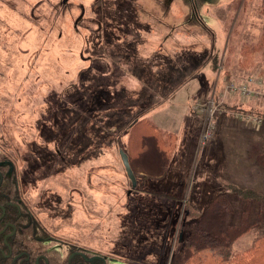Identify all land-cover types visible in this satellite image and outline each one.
<instances>
[{
    "label": "rangeland",
    "instance_id": "rangeland-1",
    "mask_svg": "<svg viewBox=\"0 0 264 264\" xmlns=\"http://www.w3.org/2000/svg\"><path fill=\"white\" fill-rule=\"evenodd\" d=\"M262 8L264 0H0V156L51 234L104 264H176L213 202H227V224H239L245 203L233 187L249 188L244 176L257 173L264 114L258 124L235 121L247 105L235 109L221 81L264 76V59L238 66L240 49L260 39ZM142 116L178 140L167 171L136 172L132 187L120 151ZM262 234L264 226L249 232L235 251Z\"/></svg>",
    "mask_w": 264,
    "mask_h": 264
},
{
    "label": "trees",
    "instance_id": "trees-1",
    "mask_svg": "<svg viewBox=\"0 0 264 264\" xmlns=\"http://www.w3.org/2000/svg\"><path fill=\"white\" fill-rule=\"evenodd\" d=\"M194 3V9L196 5ZM264 15V8L261 10ZM238 66L246 72L255 68L264 59V28L260 39L252 45L243 46L239 51ZM249 76V75H248ZM177 135L163 132L145 117L131 125L125 144V154L130 168L136 172L157 177L164 174L177 146ZM135 158L137 162H132ZM3 196L14 198L15 191L9 186L10 163L3 159ZM6 162H8L6 164ZM255 165L264 169V153L255 155ZM234 193L245 203L237 225L227 224L231 212L227 202H213L201 214L189 236L186 246L179 253L176 264H264V234L256 237L250 247L236 252V243L249 232L264 226V193L251 187L237 189ZM17 198V196H16ZM254 209V217L252 213ZM252 218V219H251Z\"/></svg>",
    "mask_w": 264,
    "mask_h": 264
},
{
    "label": "flooded vegetation",
    "instance_id": "flooded-vegetation-1",
    "mask_svg": "<svg viewBox=\"0 0 264 264\" xmlns=\"http://www.w3.org/2000/svg\"><path fill=\"white\" fill-rule=\"evenodd\" d=\"M3 159L0 156V264H104V258L85 252L77 241L51 234L40 213L25 200L12 169L5 176L10 177L9 186L17 198H4Z\"/></svg>",
    "mask_w": 264,
    "mask_h": 264
},
{
    "label": "built area",
    "instance_id": "built-area-1",
    "mask_svg": "<svg viewBox=\"0 0 264 264\" xmlns=\"http://www.w3.org/2000/svg\"><path fill=\"white\" fill-rule=\"evenodd\" d=\"M221 96H230L238 100L241 105H247L253 100L264 101V76L251 75L236 82H227L221 91ZM238 117L252 124L260 123V118L247 113H240Z\"/></svg>",
    "mask_w": 264,
    "mask_h": 264
},
{
    "label": "crops",
    "instance_id": "crops-1",
    "mask_svg": "<svg viewBox=\"0 0 264 264\" xmlns=\"http://www.w3.org/2000/svg\"><path fill=\"white\" fill-rule=\"evenodd\" d=\"M227 81V77L225 79V83ZM221 81V83H224ZM234 100H230V102H233ZM233 103H235L236 107L235 109L238 107H240L238 100H235ZM262 103V104H261ZM258 104H261L260 107H258ZM238 110V108L236 110H234V112L236 113ZM240 110H244V111H248L254 115H262L264 114V102H261L260 100H257L255 102H253L251 105L248 104L246 108H241ZM237 115V114H236ZM233 118H235V116L231 115ZM262 118V116H259ZM237 118H235L236 121ZM243 121L244 120H240ZM262 122H264V119H262ZM247 124V122H246ZM257 140V138H255ZM259 139V138H258ZM260 142H264V139H259ZM258 142V143H260ZM250 144H254L253 142H251ZM254 148L258 149L257 153L254 154V157L252 159V162H255V155L264 153V144H254ZM253 149V148H252ZM255 164V163H254ZM254 170L257 172L255 174L254 171L251 170V174H248L246 176H244L246 179H249V182H251V184L248 187H251L252 189L257 190L259 193H264V169L259 168V167H253ZM167 171V170H166ZM240 176L237 177L238 180H240Z\"/></svg>",
    "mask_w": 264,
    "mask_h": 264
},
{
    "label": "water",
    "instance_id": "water-1",
    "mask_svg": "<svg viewBox=\"0 0 264 264\" xmlns=\"http://www.w3.org/2000/svg\"><path fill=\"white\" fill-rule=\"evenodd\" d=\"M120 158H121V161H122L123 166L125 168L124 170L126 171L128 178L132 182L131 183L132 187H135V185L137 184L136 180H135V176H134V174H133V172H132V170L130 168L128 157L123 151H120Z\"/></svg>",
    "mask_w": 264,
    "mask_h": 264
}]
</instances>
